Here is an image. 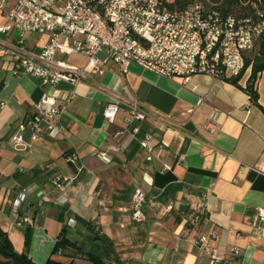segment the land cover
I'll return each instance as SVG.
<instances>
[{"label":"crops","instance_id":"1","mask_svg":"<svg viewBox=\"0 0 264 264\" xmlns=\"http://www.w3.org/2000/svg\"><path fill=\"white\" fill-rule=\"evenodd\" d=\"M14 2L0 0V25L10 23ZM12 37L11 30L0 32L1 39ZM47 40L46 33L27 35L31 47ZM59 56L89 65L84 54ZM12 69L0 49V228L15 251L37 264L49 257L72 264H209L195 241L215 231L219 264H264V220L257 216L264 208V71L256 105L227 80L199 73L184 83L135 62L126 71L100 63L79 84L60 81L53 88ZM45 90L64 105L63 130L52 137L43 126L33 142L25 131L14 144L11 133ZM115 99L120 106L107 119L104 107ZM133 100L151 116L127 121ZM147 133L150 152L141 144ZM69 153L77 162L67 160ZM56 175L71 181L56 186ZM137 187L152 198L141 220L128 208ZM21 216L29 219L22 226L15 223ZM61 233L74 247L53 254Z\"/></svg>","mask_w":264,"mask_h":264},{"label":"built area","instance_id":"2","mask_svg":"<svg viewBox=\"0 0 264 264\" xmlns=\"http://www.w3.org/2000/svg\"><path fill=\"white\" fill-rule=\"evenodd\" d=\"M170 1L15 0L10 23L0 25V32L11 30L13 37L10 40L0 38V49L12 62L13 73L22 71L38 77L48 88L60 81L75 86L90 72H98L100 63L107 62L117 63L122 71L127 70L130 62H135L184 83L199 73L223 80L239 75L245 65V53L253 49L255 39L264 33V19L222 16L200 2L191 3L182 10H172L167 5ZM257 14L264 15L260 11ZM30 33H46L48 40L39 48L31 47L27 44ZM71 53L86 55L89 65H73L59 56ZM119 106V99L109 101L103 110L104 117L112 119ZM129 110V122L151 116L137 100L131 102ZM63 111L64 105L58 103L57 95L45 90L34 104L33 114L18 124L10 140L20 144L23 132L28 131L33 142L40 136L43 126L55 137L64 128L60 122ZM164 126L171 129L169 125ZM208 127L215 130L217 122L210 119ZM150 138L147 133L141 140L149 152L152 151ZM99 155L105 157L106 151H99ZM66 158L70 162L78 160L75 153H69ZM69 181L71 178L66 176L53 178L59 187ZM24 197L25 193H20L13 205L19 206ZM151 201L152 198L137 187L128 207L131 218L143 219L144 207ZM257 216L264 220V208H258ZM28 220L27 216H21L15 223L22 226ZM216 238V232L211 231L195 241L206 250L209 264H219L221 260L212 244Z\"/></svg>","mask_w":264,"mask_h":264},{"label":"trees","instance_id":"3","mask_svg":"<svg viewBox=\"0 0 264 264\" xmlns=\"http://www.w3.org/2000/svg\"><path fill=\"white\" fill-rule=\"evenodd\" d=\"M200 2L212 9L219 11L222 16L232 15L236 19L252 18L253 20L264 19V15L258 16L257 12L264 13V0H172L167 5L172 10H182L191 3ZM249 69L250 74L246 84L242 86L239 81L244 72ZM264 71V33L255 39V45L252 50L245 53V65L241 73L237 76H231L225 80L237 85L247 92L253 103H258V91L256 89V81L260 73ZM30 241V233L28 230L25 243L28 245ZM68 246L74 247V243L68 240L62 233L56 241L52 251L55 254L62 251ZM0 256L3 258L0 264H37L26 252H17L14 250L12 243L5 231L0 228ZM45 264H72V262H64L49 257Z\"/></svg>","mask_w":264,"mask_h":264},{"label":"rangeland","instance_id":"4","mask_svg":"<svg viewBox=\"0 0 264 264\" xmlns=\"http://www.w3.org/2000/svg\"><path fill=\"white\" fill-rule=\"evenodd\" d=\"M205 6H206V5H205ZM99 55L102 56V54H99ZM246 71H247V70H246ZM246 71H245V72H246ZM245 72H244V73H245ZM2 259H3V258L0 256V261H1Z\"/></svg>","mask_w":264,"mask_h":264}]
</instances>
